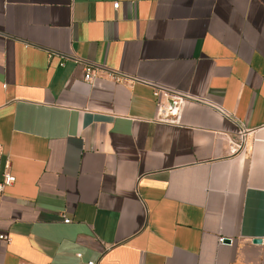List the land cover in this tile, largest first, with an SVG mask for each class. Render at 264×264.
Here are the masks:
<instances>
[{
	"label": "crops",
	"instance_id": "crops-1",
	"mask_svg": "<svg viewBox=\"0 0 264 264\" xmlns=\"http://www.w3.org/2000/svg\"><path fill=\"white\" fill-rule=\"evenodd\" d=\"M7 159L0 264H264V0H0Z\"/></svg>",
	"mask_w": 264,
	"mask_h": 264
},
{
	"label": "built area",
	"instance_id": "built-area-1",
	"mask_svg": "<svg viewBox=\"0 0 264 264\" xmlns=\"http://www.w3.org/2000/svg\"><path fill=\"white\" fill-rule=\"evenodd\" d=\"M119 5V2H114L113 7L117 8ZM83 69H84V79L87 81H91L97 71V65L93 62L85 61L83 63ZM154 95L156 96V105L158 108L157 113V119L161 121H167V122H174L179 119V112L180 107L188 98V93L182 92L180 90H176L174 88H170L164 85H155L154 86ZM163 98H165L166 101H163ZM221 112H223L225 115L229 116L230 112L227 110L220 108ZM246 134V129L244 127H241V129L238 131L237 136L235 138L230 139L231 146L230 150L232 152H235L237 150H244L245 149V142H244V135ZM15 179V176L12 174V172L9 169V160L7 159L4 163V167L0 168V191L4 189V187L8 184H11ZM64 221H69L70 218L67 216H64ZM9 234L7 232H0V239H3L5 241L9 240ZM223 236L218 237L219 242L224 241ZM78 255L81 253L78 252ZM96 261L91 259L87 261V264H95Z\"/></svg>",
	"mask_w": 264,
	"mask_h": 264
},
{
	"label": "water",
	"instance_id": "water-1",
	"mask_svg": "<svg viewBox=\"0 0 264 264\" xmlns=\"http://www.w3.org/2000/svg\"><path fill=\"white\" fill-rule=\"evenodd\" d=\"M261 240H262V238H260V237L253 238V241L254 242H260ZM224 241L229 242L230 241V238L225 237L224 238Z\"/></svg>",
	"mask_w": 264,
	"mask_h": 264
}]
</instances>
